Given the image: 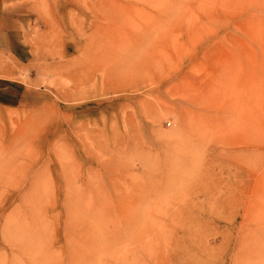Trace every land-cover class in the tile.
<instances>
[{
	"label": "rangeland",
	"instance_id": "374dc122",
	"mask_svg": "<svg viewBox=\"0 0 264 264\" xmlns=\"http://www.w3.org/2000/svg\"><path fill=\"white\" fill-rule=\"evenodd\" d=\"M1 7L0 264H264V0Z\"/></svg>",
	"mask_w": 264,
	"mask_h": 264
},
{
	"label": "crops",
	"instance_id": "0c3cea01",
	"mask_svg": "<svg viewBox=\"0 0 264 264\" xmlns=\"http://www.w3.org/2000/svg\"><path fill=\"white\" fill-rule=\"evenodd\" d=\"M5 0H0V53H8L16 48L15 38L24 37L34 31L39 20L34 16L11 17L1 7ZM10 20V21H9ZM13 22V27L8 23Z\"/></svg>",
	"mask_w": 264,
	"mask_h": 264
}]
</instances>
